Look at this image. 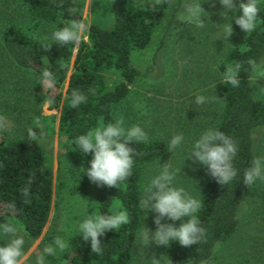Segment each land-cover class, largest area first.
Here are the masks:
<instances>
[{
  "label": "trees",
  "instance_id": "trees-1",
  "mask_svg": "<svg viewBox=\"0 0 264 264\" xmlns=\"http://www.w3.org/2000/svg\"><path fill=\"white\" fill-rule=\"evenodd\" d=\"M21 2L32 17L45 15L57 27L79 19V14L69 13L76 0H10ZM184 0H174L169 6L152 7L154 1L108 0L111 11V26L103 28L89 24L86 40H80L70 62L66 86L60 93L64 80L69 49L58 51L44 37L31 36L16 24H7L0 31V41L8 58L18 67L29 69L39 78L43 70H49L55 83L40 92L49 108L60 106L57 129L65 143L56 158L55 191L58 197L83 199V218L89 215L112 214L126 210L130 223L116 231H106L100 237L102 252L91 251L90 240L80 235L70 239L71 248L64 254V263L50 264H127L131 259L132 244L141 224L139 200L143 195L142 172L167 151L166 142L159 138H148L147 142H132L138 155L132 175L118 187H105L103 192L92 191L95 183L87 177L84 169L90 167L92 154H83L74 144L77 136L100 125L114 121L113 109L128 95L136 71L131 63L135 60L153 61L173 26L176 13ZM241 2V0H239ZM246 2V0H244ZM257 27L245 33L240 44H235L219 58L216 70L222 81L217 89L223 97L222 106L213 128L232 136L238 144L234 164L240 175L228 185L218 184L201 165V185L198 197L203 207L197 213L201 225L207 230V240L198 245L183 247L177 242L174 250L162 264H201L212 254L215 244L227 240L238 224L240 198L248 187L243 183V171L248 168L255 154L254 133L264 126V99L253 90L254 73L250 70L239 73V87L223 83V73L234 61L250 58L257 63L264 55V0ZM61 46V45H59ZM113 71L119 79L110 88L105 85V71ZM73 89L84 92L87 103L79 108L71 107ZM89 89L93 91L90 93ZM36 134L39 131L31 127ZM41 146L29 135L6 139L0 135V217L9 215L20 224L25 235L37 238L45 225L50 206V172ZM34 176L28 202H23L20 189L29 177ZM16 202V210L7 205ZM264 264V262L262 263Z\"/></svg>",
  "mask_w": 264,
  "mask_h": 264
},
{
  "label": "rangeland",
  "instance_id": "rangeland-1",
  "mask_svg": "<svg viewBox=\"0 0 264 264\" xmlns=\"http://www.w3.org/2000/svg\"><path fill=\"white\" fill-rule=\"evenodd\" d=\"M151 3L154 0H145ZM188 0H184L178 10L172 28L165 41L156 53L153 61L135 60L131 63L136 71L127 97L113 109V115L123 116L125 126L139 124L148 134V138L159 137L167 146L171 137L182 133L183 143L173 152L167 151L155 162L147 165L142 172V190L150 178L159 172V163L171 164L173 168H181L175 179L176 186H183L191 195L198 197L201 185V165L188 157L194 142L202 132L213 128L223 97L217 87L222 78L216 70L219 58L228 48L240 44L245 32L231 21L233 34L226 39L224 34V18L220 15L223 6L219 0H202L201 6L205 14V26L196 27L188 23L184 8ZM239 4V0H235ZM74 7L79 14V20L86 24H96L103 28L111 26L112 18L108 0H76ZM241 13L239 10L236 16ZM231 15V14H230ZM230 19V18H229ZM16 24L25 33L40 38L44 37L51 44V34L58 28L47 16L32 17L25 6L19 1L0 0V31L7 24ZM69 23H66L68 25ZM65 26V25H64ZM86 40V33L81 37ZM52 46L60 52L68 51L66 72L61 83L60 93L66 86V76L70 71V62L78 44ZM66 46L64 49L63 47ZM0 41V116L6 118V127L0 130V135L6 139L29 135L31 127L37 128V143L41 146L47 167L50 172L51 198L45 225L39 236L30 240L22 230L17 220L9 215L0 217L4 221L14 223L20 234L25 237L24 258L22 264H35L37 255L56 236L62 237L69 243L77 236L79 221L83 218V199L60 198L55 191L56 158L61 154L65 139L58 132L57 123L60 106L49 108L40 92L46 86L29 69L16 66L4 52ZM259 63H264V55ZM105 85L110 88L119 79L113 71H105ZM264 78L253 77L255 95L264 99ZM204 95L208 101L196 104V96ZM39 120V127L36 125ZM100 126L97 123L95 126ZM256 156L264 155V126L257 129L253 136ZM104 186L95 185L92 191L103 192ZM112 214L117 211L112 208ZM141 224L135 234L132 244L131 259L127 264H151L150 259H159L162 264L174 250L178 241H171L169 246L150 243L145 248L138 240V233L143 225L155 231L154 217L156 213L148 212L147 216L140 210ZM238 224L233 234L225 241L215 244L208 264H262L264 262V181H257L240 198L238 208ZM184 221L187 217L183 218ZM181 221L174 223L179 226ZM3 241H0V245ZM69 247L56 255L46 257L47 261L64 263V254Z\"/></svg>",
  "mask_w": 264,
  "mask_h": 264
},
{
  "label": "clouds",
  "instance_id": "clouds-1",
  "mask_svg": "<svg viewBox=\"0 0 264 264\" xmlns=\"http://www.w3.org/2000/svg\"><path fill=\"white\" fill-rule=\"evenodd\" d=\"M174 0H154L152 7L161 4H171ZM202 0H188L184 8L188 23L196 27L205 26V10L201 6ZM223 6L220 15L224 18L225 39L233 34L231 21L240 27L246 34L251 33L257 27V21L261 8L259 0H241L239 4L235 0H219ZM239 10L241 13L236 16ZM69 13L75 15L77 9L70 7ZM231 14V15H230ZM230 18V19H229ZM89 31V25L79 19L63 27L56 28L51 34V44L53 42L63 46L68 44H78L84 33ZM49 44L46 49L50 48ZM242 61H234L229 64L223 73V83L233 87H239L241 81L239 73L250 70L257 78H264V63H257L255 59H248V69H244ZM42 80L49 88L55 83V77L49 70H43ZM93 90L89 89L91 93ZM264 91V87L261 88ZM87 95L73 89L71 93V107L79 108L87 103ZM208 97L198 94L196 104H204ZM6 118L0 116V130L6 127ZM39 127V120L36 121ZM29 137L37 139L34 130H29ZM143 143L148 141L147 132L139 125L125 126L123 116H117L114 121L87 131L77 136L74 144L83 154H92L89 161L90 167L84 169L89 180L97 186L118 187L131 175L138 155L135 148L130 146L132 142ZM184 141L182 133L175 134L168 142V151L173 152ZM238 152L237 141L230 135L225 134L215 128H208L194 142L189 159L205 165L208 174L220 185L232 183L240 173L234 164ZM181 173V168H173L168 162L159 163V172L150 178L149 183L143 191L139 200L140 210L145 217L148 212L156 213L154 217L155 231L148 227H142L138 233V240L145 248L150 243L156 245L169 246L171 241H178L183 247L198 245L207 240V230L201 225L197 213L203 207L202 202L191 195L183 186H176L175 179ZM243 183L250 188L258 180L264 181V155L254 156L251 164L243 171ZM34 176L29 177L25 185L20 189V194L27 203L30 196L31 185ZM12 212L16 210V202L12 201L7 205ZM187 217L184 221L183 218ZM181 221L179 226L174 223H162V220ZM130 223V217L126 210H120L117 214H97L87 216L79 225L80 235L85 241L90 240L91 251L97 254L102 252L100 237L106 231H116L122 225ZM0 264H22L24 258L25 237L20 234L14 223L4 221L0 223ZM69 247V243L62 237H54L52 243L46 246L37 255L35 264H49L46 257L55 256L57 249L64 251ZM151 264H159V259H150ZM171 264V262H170ZM201 264H208V261H201Z\"/></svg>",
  "mask_w": 264,
  "mask_h": 264
}]
</instances>
